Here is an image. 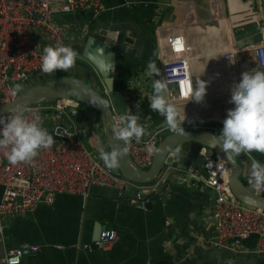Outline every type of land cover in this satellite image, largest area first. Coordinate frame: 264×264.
I'll list each match as a JSON object with an SVG mask.
<instances>
[{
  "label": "crops",
  "instance_id": "crops-1",
  "mask_svg": "<svg viewBox=\"0 0 264 264\" xmlns=\"http://www.w3.org/2000/svg\"><path fill=\"white\" fill-rule=\"evenodd\" d=\"M103 1L106 10L98 16L88 12L60 15L59 21L67 27L70 46L78 52H84L88 45L100 53L109 45L107 42L109 48L117 47L116 65L110 66L113 88L92 66L97 76L95 83L101 84L105 94H121L128 114H138L144 138L153 130L170 129L163 125L165 118L151 109L149 101L152 81L163 78L159 48L165 36L186 35L191 54L220 47L212 59L201 55L191 60L195 76L215 82L209 80L213 89L207 86L210 92L203 101L176 103L182 111L185 109L186 117L211 109L225 112L224 106L211 103L220 97L230 103L234 83L244 71L255 67V48L264 45V0ZM150 60L157 63L160 76L146 75ZM83 64L79 62L77 66ZM82 72L80 78L85 79L83 67ZM69 74V70L62 71L59 76ZM200 106L203 108L198 111ZM233 106L230 103V108ZM92 111V122L78 127L87 133L83 136L86 146L100 158L97 149L106 146L108 139L97 111ZM207 116L201 115L202 119ZM43 120L54 139L66 137L63 132L75 133L54 113H47ZM200 149V145L188 143L174 150L172 161L165 165L157 182L162 185L169 181V185L152 208H147L146 202L140 205L137 198L136 203L121 197L115 189L93 186L88 197L58 194L52 204L42 202L26 214L0 217V264H8L7 254L13 248L23 250L21 264H264V258L253 251L256 238L232 240L223 249L215 245V193L197 182L198 178L202 182L201 175L205 176L200 167L196 168V160L203 158ZM245 154L243 178L250 186L251 165L254 161L264 163V153ZM177 164L186 169H177ZM133 186L149 189L143 184ZM2 194L0 186V201ZM111 227L118 238L113 248L105 249L98 240L101 232Z\"/></svg>",
  "mask_w": 264,
  "mask_h": 264
},
{
  "label": "built area",
  "instance_id": "built-area-1",
  "mask_svg": "<svg viewBox=\"0 0 264 264\" xmlns=\"http://www.w3.org/2000/svg\"><path fill=\"white\" fill-rule=\"evenodd\" d=\"M105 10L103 0H0V105L19 96L13 93L16 82H27L31 74L42 72V54L46 46L57 43L70 46L68 29L59 21L60 15L88 12L95 17ZM165 37L159 53L163 78L170 81L171 99L177 103L195 102L190 100L189 90L195 89L199 75L195 76L191 67L189 39L184 34ZM255 54V67L264 70V45L256 46ZM172 84L176 87L171 88ZM42 103L29 105L20 111L28 119L36 115L44 119L51 108L63 113L69 108L80 107L75 98L56 99L54 106ZM8 116L0 117L6 120ZM116 120L118 125L122 124L117 114ZM81 131L75 125V133L54 139L55 143L41 150L32 163L10 165L5 156L7 150H0L1 218L26 214L42 202L52 204L58 194L88 197L93 186L115 189L125 197L126 190L134 183L107 167L95 151L86 146ZM162 131L142 137L139 142L134 138L126 142L133 160L141 169L148 170L153 164L164 139ZM149 147L152 151L148 150ZM200 154L206 160L207 176L201 175L202 182L199 178L197 182L216 194L215 245L223 249L229 241H246L252 235H258L253 251L264 258V209L250 207L236 197L230 186L229 166L221 155L205 146L201 147ZM250 187L264 195V188L256 191L253 183ZM132 201L138 202L135 198ZM117 238L116 232L105 229L100 234L98 245L111 249ZM23 257L22 249H10L7 263L15 261V264H21Z\"/></svg>",
  "mask_w": 264,
  "mask_h": 264
},
{
  "label": "clouds",
  "instance_id": "clouds-1",
  "mask_svg": "<svg viewBox=\"0 0 264 264\" xmlns=\"http://www.w3.org/2000/svg\"><path fill=\"white\" fill-rule=\"evenodd\" d=\"M77 57L78 53L71 46L60 43L46 46L43 49L41 71H68L74 66ZM212 58L214 57L210 59ZM160 72L155 60H150L146 75L160 76ZM201 77L196 79L195 89L189 90L190 100L201 102L206 95L210 81ZM169 85L167 78L154 79L149 101L151 109L162 115L168 126L175 129L178 124H183L186 114L185 109L182 111L171 99ZM20 89L21 85L15 84L13 93H18ZM95 103L105 106L102 100ZM230 103L234 106L228 109L222 130L215 135L217 145L229 156L254 151L264 153V70L255 67L244 71L231 89ZM121 120L122 124L113 129L114 136L125 142L133 138L139 142L145 129L138 123V114H127ZM54 143V137L40 115L28 119L22 111L17 110L9 114L6 120L0 117V150H7L5 156L10 165L32 163L41 150L50 148ZM148 150L152 151V148L149 147ZM97 151L100 159L110 168L117 167L120 159L127 154V148H113L109 151L99 147ZM211 166L209 163V167ZM250 176L256 191L264 188V163L254 161ZM10 264H15V261Z\"/></svg>",
  "mask_w": 264,
  "mask_h": 264
},
{
  "label": "water",
  "instance_id": "water-1",
  "mask_svg": "<svg viewBox=\"0 0 264 264\" xmlns=\"http://www.w3.org/2000/svg\"><path fill=\"white\" fill-rule=\"evenodd\" d=\"M82 13L85 14V12ZM107 44L110 45L108 42ZM109 45L102 47L100 53L90 49L91 46L87 45L83 54L92 63L91 65L100 72L101 76L106 79V83L110 89H112L113 77L111 76L110 66L116 65L114 52L117 53L118 49L116 46L109 48ZM108 48L110 51H107ZM170 87L175 88L176 85L172 84ZM60 98H76L80 102L89 103L97 110L108 139V144L104 146V148L109 151L113 148H127L126 142L116 138L113 134V129L118 125L116 114L121 117L128 114L121 94L115 91L112 92L111 95L105 94L97 90L93 85L87 83L84 79L74 75L64 76L58 80L31 87L27 92L18 96L15 100L0 105V116L21 110L29 105ZM101 100L105 102V106L95 103ZM69 111L73 115L80 113V109L69 108ZM163 125L167 126L168 124L165 121ZM183 125H193L195 128H182ZM178 126L182 129L173 131L164 137L154 157L153 164L148 170L141 169L135 163L128 148L127 154L120 159L118 166L114 168L109 167L115 174L126 177L132 183L143 184L149 187V190L136 189L134 186L128 188L125 192V196L129 198V201L130 198H137L140 200V205L143 206L146 202V207L152 208L154 203L161 198L162 193L167 190L169 185V181L162 185H158L157 182L163 174L165 165L172 161L171 154L179 146L195 143L200 145V147H208L210 150L221 155L226 161L230 169V186L239 200L250 207L264 209V195L254 192L243 178V163L246 161L247 155L241 153L238 156H229L221 146L217 145L215 135L222 130V123L217 121H184L183 124H178ZM196 127H200V129H196ZM153 132H155V130H153L152 133ZM86 134L85 130H82L80 133L82 138L83 136L85 137ZM62 135L67 136V133L63 132ZM196 161V168L200 167L201 171L207 176L206 169L204 168L206 160L202 158ZM187 164H189V161ZM177 166V169H186V167H182V164H177ZM106 229L110 231L113 230L112 227ZM257 236L258 235H252L248 240L256 238Z\"/></svg>",
  "mask_w": 264,
  "mask_h": 264
},
{
  "label": "rangeland",
  "instance_id": "rangeland-1",
  "mask_svg": "<svg viewBox=\"0 0 264 264\" xmlns=\"http://www.w3.org/2000/svg\"><path fill=\"white\" fill-rule=\"evenodd\" d=\"M74 15V14H72ZM71 14H65V16H72ZM216 50L219 51L220 50V47L217 46L216 47ZM212 49V50H207V51H204V52H194V54H191V58H197V57H203V56H207V57H215L216 54H219L217 53V51ZM76 51V50H75ZM78 57H77V60L73 66V70L71 72V69H69L70 71V74H74L75 76L77 77H80L82 76V65L81 66H77V64L79 62H83L84 64H92L86 57L85 55L83 54V51L82 52H78ZM203 55V56H201ZM214 55V56H213ZM219 60V58H218ZM92 66V65H91ZM77 67V68H76ZM62 71L61 70H57L53 73H44V72H38V73H33L30 75L29 79L27 82H16L15 84H20L21 85V89L20 91L17 93L19 96L24 94L25 92H27L31 87L33 86H36V85H43V84H46L50 81H54V80H58L60 78V73ZM65 73V72H64ZM225 75L228 76V74L226 73ZM224 75V76H225ZM234 76V75H233ZM200 77V76H199ZM198 78V77H197ZM196 78V79H197ZM202 78V77H201ZM203 79V78H202ZM205 80H209L208 78H205ZM14 84V85H15ZM209 85V84H208ZM96 88V87H95ZM220 86L217 87V89H219ZM207 92H210L207 88ZM206 92V93H207ZM218 92H220V90H218ZM76 99V98H75ZM80 102V101H79ZM225 102L226 101V98H223V97H220L218 98V100H215V102L211 103L212 105H215L216 107H218L219 105H221L222 107L224 106V111L225 112H216V111H213L211 109V112L207 111V112H202L200 114V118H204V117H201V115H209L207 116L206 119H202V120H209V119H213L215 121H217L216 119H221V118H224L226 116V111L230 108V103L227 102L228 104H226ZM186 103V102H184ZM42 104H51L52 106H54L55 104V100H51V101H46ZM199 104V103H197ZM179 107H181L179 105ZM222 107H219L218 109L222 108ZM92 106L89 104V103H84V102H80V113L77 114V115H73L70 111L66 110L65 112L63 113H60V111H58L57 109L55 108H51L50 110H48V113H54L56 117H59L60 119H64L65 123L67 124V128L70 130V132L72 133L73 131H75L74 127L76 124L78 126L80 125H83L84 127H87L92 121L91 119H93V117L91 116V114L93 113L92 111ZM94 109V108H93ZM95 110V109H94ZM70 112V113H69ZM215 112V113H214ZM45 113V112H44ZM191 114H194V113H191ZM190 114V117L189 118H194V119H197L198 116H195L194 115H191ZM222 114V115H221ZM188 118V119H189ZM198 118V119H200ZM193 125H183L182 128H186V129H193ZM181 127H178V128H175V129H172L170 128L168 131L166 132H161V136L162 137H165L167 136L168 134L172 133L173 131H176V130H181L182 129ZM195 128V127H194ZM196 129H200V127H196Z\"/></svg>",
  "mask_w": 264,
  "mask_h": 264
},
{
  "label": "trees",
  "instance_id": "trees-1",
  "mask_svg": "<svg viewBox=\"0 0 264 264\" xmlns=\"http://www.w3.org/2000/svg\"><path fill=\"white\" fill-rule=\"evenodd\" d=\"M89 15H90V14H89ZM82 66H83L84 71H85V73H86V75H85V79H84V80H85L87 83H89V84L93 85L94 87H96L97 90L105 92L104 89H103V87L101 86V84L98 86V85L95 83V77L97 78V76H96V74H95V70H94V68H93L91 65H89V64H83ZM96 111H97V110H96ZM97 115H98V112H97ZM97 118H98V120H99V122H100V127L103 128V125H102V123H101V118H100V116L98 115ZM165 137H166V136H165Z\"/></svg>",
  "mask_w": 264,
  "mask_h": 264
},
{
  "label": "bare ground",
  "instance_id": "bare-ground-1",
  "mask_svg": "<svg viewBox=\"0 0 264 264\" xmlns=\"http://www.w3.org/2000/svg\"><path fill=\"white\" fill-rule=\"evenodd\" d=\"M228 32V31H227ZM228 34H229V32H228ZM230 36V35H229ZM209 80H212L213 82H215L213 79H209ZM208 88H211V89H213L210 85L208 86ZM228 100H230L229 98H228ZM175 103H177V102H175ZM183 103V102H182ZM187 103V102H186ZM189 104V103H188ZM179 106V105H178ZM181 106V105H180ZM201 108L198 110V111H201L202 110V108H203V106H200ZM194 114H195V116H198L197 117V119H194V118H189L190 117V115L188 116V117H186V119H185V121H204V120H200V119H198L199 118V116H200V114H198V113H196V112H193ZM215 113V112H214ZM194 114H191V115H194ZM222 115V114H221ZM209 116V115H208ZM189 118V119H188ZM217 120V122H220V123H222L223 124V118H221V119H216ZM206 121H215V120H213V119H209V120H206Z\"/></svg>",
  "mask_w": 264,
  "mask_h": 264
}]
</instances>
